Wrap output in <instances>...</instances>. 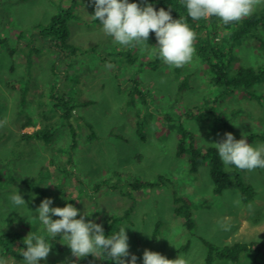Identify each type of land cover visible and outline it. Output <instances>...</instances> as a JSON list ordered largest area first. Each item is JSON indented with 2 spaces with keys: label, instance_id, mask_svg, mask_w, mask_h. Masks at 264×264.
Returning a JSON list of instances; mask_svg holds the SVG:
<instances>
[{
  "label": "rangeland",
  "instance_id": "1",
  "mask_svg": "<svg viewBox=\"0 0 264 264\" xmlns=\"http://www.w3.org/2000/svg\"><path fill=\"white\" fill-rule=\"evenodd\" d=\"M263 8L264 3L253 13ZM62 9L74 17L69 29L70 43L80 48L76 54L52 49L50 38L39 35ZM94 12L92 0H0V235L44 236L52 250L39 264L84 260L72 255L62 235L52 238L39 221H32L44 195L53 200L50 207L71 203L86 222L103 226L116 216L112 235L126 227L129 252L142 262L147 249L170 260L206 264L204 242L227 246L264 240V169L236 168L256 192L245 205L238 189L214 193L209 162L192 174L191 152L177 156L181 128L193 134L201 151L228 132L235 139L245 134L253 146L264 144V78L249 90L218 86L197 49L191 64L169 67L156 48L115 43ZM226 34L217 36L227 46ZM148 44L157 45L154 33ZM30 49L37 52L31 55ZM155 61L156 67L147 65ZM240 66L264 68V51L253 39L233 49V71ZM54 84L56 98L69 99L72 107L74 145L62 111L48 113L56 103L50 98ZM134 89L141 94L130 98ZM28 121L32 125L23 127ZM44 122L54 123L51 144L25 136ZM134 179L151 186L133 190ZM103 181L108 184L95 189ZM17 190L26 206L10 202ZM176 197L190 206L192 231L175 212ZM1 258L6 264H26L12 254ZM254 259L244 252L237 262L214 264H254ZM259 259L264 262V254ZM93 260L107 264L102 256Z\"/></svg>",
  "mask_w": 264,
  "mask_h": 264
},
{
  "label": "clouds",
  "instance_id": "2",
  "mask_svg": "<svg viewBox=\"0 0 264 264\" xmlns=\"http://www.w3.org/2000/svg\"><path fill=\"white\" fill-rule=\"evenodd\" d=\"M95 12L92 17L100 21L103 32L112 37L121 46H143L158 49V58L169 67L182 68L193 62L196 55L194 43L197 34L182 19H173L171 11L160 8L158 11L152 4L130 3L129 0H92ZM187 14L193 21L207 20L215 16L223 24L240 22L253 14L264 0H182ZM150 33H154L156 46H149ZM242 134L237 140L232 133L224 134V139L211 145L218 151L224 165H234L239 170L253 171L264 169V144L253 146ZM14 206H26L25 200L18 190L10 196ZM53 200L45 198L36 208L32 221H39L52 238L58 235L67 241V246L77 259L101 257L104 254L113 264H136L137 257L129 252L126 227L119 232L106 236L101 224L85 221V216L71 203L64 207H50ZM80 215V218L76 217ZM56 216L59 219L53 220ZM26 250L22 253L26 264H39L46 260L52 250L44 236L28 235L25 239ZM131 256L130 261L125 258ZM0 264L6 261L0 260ZM143 264H189L183 257L170 260L158 252L144 250Z\"/></svg>",
  "mask_w": 264,
  "mask_h": 264
},
{
  "label": "trees",
  "instance_id": "3",
  "mask_svg": "<svg viewBox=\"0 0 264 264\" xmlns=\"http://www.w3.org/2000/svg\"><path fill=\"white\" fill-rule=\"evenodd\" d=\"M130 3H138L144 6L145 3L152 4L153 7L158 11L160 8H164L166 11H171L173 19H182L187 22L193 31L197 34L194 46L197 49L199 56L204 59L208 66L211 75H213V82L218 85H226L230 90H249L257 83H259L264 78V68L254 70L249 67L240 66L237 70L233 71L232 68V53L235 45L238 42L253 39L259 46L261 50L264 51V8L260 12H255L247 18H244L240 22H233L228 25L223 24V22L213 16L210 19L199 21H193L187 14L186 5L182 3V0H129ZM74 18L71 10H60L50 21L49 25L44 26L40 31L39 35L41 37H49L51 41L52 49H59L61 51L69 50L72 54H76L80 48L73 46L70 43V29L69 22ZM226 32L227 41L224 45L223 41L218 40L219 32ZM31 50V49H30ZM37 50L29 51V54ZM147 65L150 67H156V61L150 62ZM56 84L52 85L50 91V98L56 101L48 111L49 114H55L58 111H62V119L65 122H69L72 116V107H69V99H65L64 102L58 98L54 93ZM137 94H141V91L134 89L130 93V98L135 97ZM143 98L145 94H142ZM66 96H64L65 98ZM146 99V98H145ZM88 105V102H85ZM48 114H46L47 117ZM139 127L141 125L140 122ZM54 123H45L35 131L33 134L25 135L29 139L36 141H43L47 145L51 144L54 137ZM31 124V121L26 122L23 127H27ZM68 127L71 129L73 145L76 141V133L70 122ZM250 139L253 136L249 137ZM224 139V137L222 138ZM240 139V138H239ZM237 139V140H239ZM72 145V146H73ZM191 152L190 157V172L192 174H197L200 167L204 163H210V177L214 183V193L216 195H221L227 189H238L241 194L242 202L247 205L252 202L256 196L254 188L250 185H246L240 174L236 171L234 165H229V169H225L224 163L221 161L218 155V151L215 147L206 148L201 151L195 146V139L192 133L181 128L180 143L177 150V156H183L186 151ZM52 166L55 164L52 162ZM227 168V167H226ZM259 169V168H258ZM62 171V170H61ZM162 178H160L161 181ZM108 181H103L95 185V189L101 187V185H107ZM151 186L147 182L142 180L132 181L130 187L133 190H139L143 187ZM113 188V187H111ZM131 198V193L126 192ZM45 199V196H41ZM135 201H132L130 209L126 211V215L130 213ZM176 214L182 216L185 219V225L189 231L194 229V222L192 220V212L190 211V206L183 200L176 197L175 199ZM79 219V218H77ZM118 222L116 216H111L102 226L106 236H111L115 225ZM208 254L205 259L206 264H214L216 260H229L232 262H237L239 257L244 252H249L254 254V264H264V262L259 259L261 254H264V240L253 241L249 243H234L227 246H217L212 243L204 242ZM14 245L17 247L13 249ZM189 246H184L182 249L187 250ZM26 250L25 237L19 232H7L0 235V253L1 256L12 254L20 260H24L22 253ZM132 254V253H130ZM135 255V254H134ZM2 260L3 258H1ZM137 257L136 264H143V262ZM102 258L107 262V264H113V261L107 256V254L102 255ZM130 261L131 256L125 258ZM93 256L89 255L84 258V260L67 259L61 264H93Z\"/></svg>",
  "mask_w": 264,
  "mask_h": 264
}]
</instances>
